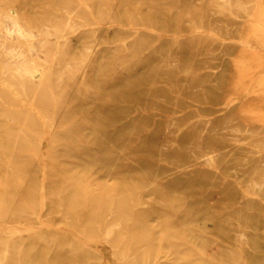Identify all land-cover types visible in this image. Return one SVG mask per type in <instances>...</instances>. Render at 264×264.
<instances>
[{
    "label": "rangeland",
    "instance_id": "1",
    "mask_svg": "<svg viewBox=\"0 0 264 264\" xmlns=\"http://www.w3.org/2000/svg\"><path fill=\"white\" fill-rule=\"evenodd\" d=\"M0 21L10 264H264V49L241 43L264 0H0ZM55 25L82 29L58 54Z\"/></svg>",
    "mask_w": 264,
    "mask_h": 264
},
{
    "label": "bare ground",
    "instance_id": "2",
    "mask_svg": "<svg viewBox=\"0 0 264 264\" xmlns=\"http://www.w3.org/2000/svg\"><path fill=\"white\" fill-rule=\"evenodd\" d=\"M88 9V8H87ZM75 10V9H74ZM74 10H72V11H68L67 10V14L70 16V17H72L76 12L74 11ZM89 10V9H88ZM94 18V17H93ZM9 19H10V23H6V38L7 39H13V38H16L17 36L18 37H20V38H22V39H25V40H27L29 43H30V49H31V51H33L34 52V48H33V46L31 45L34 41H37V39H35L34 41H33V39L35 38L34 37V34H33V32L32 31H29V32H27V30L25 29V27L22 25V23L20 22V20H19V18H18V16H16V15H13V14H11V15H9ZM8 20V19H7ZM6 22V21H5ZM0 23H1V21H0ZM99 24V23H98ZM113 26H115V25H112V27ZM3 27V26H2ZM120 27H122V26H120ZM53 28V30H54V32H55V34H58V33H61L62 34V40H63V44L61 43V42H59V40H57L56 41V49H57V54H58V52H60L62 49H65V46H66V42H67V40H68V38H69V36H71V35H73L74 36V34H77L76 32L78 31V32H80V31H82V29L79 31L77 28H75L73 25H70L69 26V29H70V32H68V33H65V30H63V29H61V27L60 26H58V25H55V26H53L52 27ZM66 29V28H65ZM130 30H132V29H130ZM135 30V29H134ZM139 30V29H138ZM143 30V29H142ZM140 31V30H139ZM148 31V30H147ZM151 32V31H150ZM156 33V32H155ZM158 34V33H157ZM192 35V34H191ZM213 35V34H212ZM160 36V35H159ZM186 36V35H185ZM214 36V35H213ZM176 37V36H175ZM177 37H179V36H177ZM180 37H182V36H180ZM219 38V37H218ZM133 39V38H132ZM40 40V39H39ZM20 42V41H19ZM26 42V41H25ZM224 42V41H223ZM228 42V41H227ZM234 42V41H233ZM47 43V41H44L43 42V45L44 44H46ZM241 43L246 47V48H251V47H253V46H259V47H261V48H263L264 49V38H259V37H256V38H245V39H242L241 40ZM6 44V43H5ZM1 48L2 49H6V47H2L1 46ZM0 48V49H1ZM86 49H88L87 51H86V53L85 54H83L82 55V57H81V63L83 64V65H85L86 63H88L89 62V59H90V57H91V54H92V49H93V47H87ZM18 52V51H17ZM32 54V53H31ZM57 54L55 55V56H57ZM8 57H9V59H11V60H14V61H16L17 63H19V66H18V73H15V72H13L14 74H19V77L21 78H24V79H33L34 78V73L36 72V70L38 71V69L39 68H41V67H39V68H37L36 69V67L34 66V63L32 64V62L30 63L28 60H26V58H25V56L22 54V51H21V53H14V52H10L9 53V55H8ZM27 57V56H26ZM43 72V71H42ZM44 73V72H43ZM37 74V73H36ZM6 75V74H5ZM68 75V74H67ZM62 76V74H60V75H58V79H60V78H62L61 77ZM44 77H45V74H44V76H43V80H44ZM12 79H14V77H12ZM16 79V78H15ZM18 79V78H17ZM16 79V80H17ZM40 80V79H39ZM25 81V80H24ZM61 81H62V79H61ZM23 83V82H22ZM2 85H4V84H2ZM6 85H7V82H6ZM12 86V85H11ZM10 86V89L9 90H11V88L13 87H11ZM4 87V86H3ZM6 87V86H5ZM8 87V86H7ZM6 87V88H7ZM15 87V86H14ZM14 87L12 88V89H14ZM20 88V87H19ZM23 88V87H22ZM21 88V89H22ZM8 90V91H9ZM256 91V89H246L244 92L245 93H248V94H251V93H253V92H255ZM258 91V90H257ZM256 91V92H257ZM12 92V91H11ZM24 92H26V91H24ZM15 93H17V92H15ZM26 97H27V95L25 94V93H23ZM16 95V94H15ZM36 96V95H35ZM17 97V96H16ZM1 99V98H0ZM237 97H234V98H232V99H230V104H234L236 101H237ZM33 102V101H32ZM32 105V104H31ZM29 107V106H28ZM32 108H35V107H33V105L31 106ZM30 107V108H31ZM20 109V108H19ZM38 111V110H37ZM36 111V112H37ZM56 111V110H55ZM38 113V112H37ZM39 114V113H38ZM40 115V114H39ZM57 116V115H56ZM43 122V121H42ZM44 126V125H43ZM45 127V126H44ZM45 129V128H44ZM51 131H52V129H51ZM34 135V134H33ZM198 154V153H197ZM204 157V156H203ZM45 158V157H44ZM200 159V158H199ZM198 161V160H197ZM45 163V162H44ZM46 168V167H45ZM240 170V169H239ZM45 171H46V169H45ZM45 175H46V173H45ZM249 175V174H248ZM261 175V174H260ZM44 176V175H43ZM44 181V180H43ZM44 183V182H43ZM244 184H246V183H244ZM44 187V186H43ZM246 187V186H245ZM45 191V190H44ZM43 196H45V195H43ZM42 196V197H43ZM42 199V198H41ZM44 199V198H43ZM224 199V198H223ZM223 201H225V200H223ZM45 202V201H44ZM42 203V202H41ZM224 203V202H223ZM43 205H44V203H43ZM42 207V206H41ZM45 207V206H44ZM43 207V208H44ZM41 211H42V209H41ZM41 213V212H40ZM42 215V214H41ZM41 217V216H40ZM39 217H37V219H38ZM40 220V225H38V226H17V225H8L9 227L7 228V231L8 232H10L11 231V233H12V235H14L15 233H20V232H28V233H31V232H35V231H38L37 229H42V228H48L49 227V225L48 224H46L45 222H43L41 219H39ZM219 228V227H218ZM2 227L0 226V232L2 231ZM50 229H51V226H50ZM49 230V229H48ZM6 231V232H7ZM23 233H22V235H23ZM27 234V233H26ZM108 235V234H107ZM15 236H16V234H15ZM211 236V235H210ZM13 237V236H12ZM12 249H11V244H10V239H8V238H0V264H10V257L12 256L11 255V251ZM200 252V251H199Z\"/></svg>",
    "mask_w": 264,
    "mask_h": 264
}]
</instances>
